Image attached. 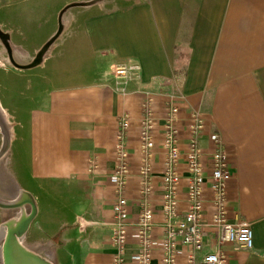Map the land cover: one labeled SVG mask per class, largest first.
Here are the masks:
<instances>
[{"label": "crops", "instance_id": "obj_1", "mask_svg": "<svg viewBox=\"0 0 264 264\" xmlns=\"http://www.w3.org/2000/svg\"><path fill=\"white\" fill-rule=\"evenodd\" d=\"M0 35V106L8 113L1 99L14 105L11 99L21 95L20 104L28 106L13 121L5 162L9 185L34 211L23 230L25 249L48 264H113L118 120H129L125 197L131 220L140 209L139 133L149 101L153 237L159 242L166 224L163 125L177 107L178 145L185 152L197 111L204 122L202 162L208 165L218 133L232 174L228 219L247 221L253 235L249 250L224 243L219 251L226 264H264V0H0ZM46 44L39 65L12 64H31ZM120 63L141 68L140 79L120 86L124 91L111 73ZM176 169L182 213L188 172L182 160ZM211 201L206 183L198 255L216 247ZM127 232L124 264H136L133 227ZM189 252L178 244L177 264H186ZM161 258L155 248L151 264H162Z\"/></svg>", "mask_w": 264, "mask_h": 264}, {"label": "built area", "instance_id": "obj_2", "mask_svg": "<svg viewBox=\"0 0 264 264\" xmlns=\"http://www.w3.org/2000/svg\"><path fill=\"white\" fill-rule=\"evenodd\" d=\"M141 68L135 63H120L112 67L111 73L117 87L134 79H140ZM121 91L124 88L120 87ZM140 121V140L143 153V166L139 171L142 178L140 189V209L131 220L128 218L127 199L125 197L126 181L130 174L128 152L126 150V133L129 120L123 115L118 120L115 134L116 164L111 176L115 189L116 200L113 204V228L110 237L111 244L116 249L113 264H124L126 253L125 242L128 226L133 227L137 243L136 253L131 260L136 264H151L155 248L161 252L162 264H177L176 246L182 244L190 249L186 264H226L225 256L219 251L224 243H234L242 249L249 250L253 245V235L250 224L242 219L231 222L227 214V185L232 174L229 169L227 155L220 135L213 133V149L208 154L209 163L202 162L203 152L200 147V135L204 122L197 111L192 113L193 123L188 127L187 150L182 152L178 141L180 132L176 127L178 108H170L162 130L161 145L165 149L167 159L162 172L164 193L161 210L166 224L164 236L158 242L152 235L154 212L149 204L150 164L154 147V117L150 102L143 103ZM183 161L188 172L186 182V198L188 208L185 212L179 210L176 189L180 182L177 164ZM209 183L213 212L209 218V226L216 230V247L213 252L198 255L204 247V227L202 220L205 184Z\"/></svg>", "mask_w": 264, "mask_h": 264}, {"label": "water", "instance_id": "obj_3", "mask_svg": "<svg viewBox=\"0 0 264 264\" xmlns=\"http://www.w3.org/2000/svg\"><path fill=\"white\" fill-rule=\"evenodd\" d=\"M0 38L3 39L4 36L0 35ZM48 45L43 46L36 54L35 58L29 65H18L14 62L12 64L17 68H31L39 65L42 62L43 56L48 49ZM8 149V140H4L3 145L0 149V158L6 153ZM23 205L21 202L15 203H3L0 201V208L13 209L19 208ZM34 211L31 210L28 217L25 218L21 223H19L16 228H14L9 234H7L6 239L4 240V255L6 259V264H48L45 260L40 259L38 256H35L34 253L24 251V247L19 244L17 236L23 234L24 227L29 223ZM5 223L1 224L0 227H3Z\"/></svg>", "mask_w": 264, "mask_h": 264}, {"label": "rangeland", "instance_id": "obj_4", "mask_svg": "<svg viewBox=\"0 0 264 264\" xmlns=\"http://www.w3.org/2000/svg\"><path fill=\"white\" fill-rule=\"evenodd\" d=\"M21 96H19V98H17V99H14V98L11 99L12 101L16 102V104H14V105H8L6 102V99L5 100L1 99L2 104L5 107H8V109H9V112H8L9 118L8 119L12 123H13L14 119H17V120L20 119L28 107V106H25L23 104H20L21 101H24ZM1 123L2 122H0V149H1L5 139L8 140V144H9V140H10L9 132H7L5 130L6 127L4 125H2ZM6 153H7V151H6ZM6 153L0 158V198L5 200V201H8L10 199L8 194L10 193V190L12 189V187H11V185H9V178L7 175V171L5 169ZM24 206H25L27 213L29 214L31 211V206L29 204H26ZM17 209L18 208H13V209L0 208V226H1V224L5 223L8 219H10L16 213ZM3 247H4V241L0 240V249L4 250ZM0 264H6V259L4 258V261H2V259H0Z\"/></svg>", "mask_w": 264, "mask_h": 264}, {"label": "bare ground", "instance_id": "obj_5", "mask_svg": "<svg viewBox=\"0 0 264 264\" xmlns=\"http://www.w3.org/2000/svg\"><path fill=\"white\" fill-rule=\"evenodd\" d=\"M8 113L0 106V122H2L1 124L4 125L6 127V131L9 132V135L11 136L12 134V128H13V123L8 119ZM4 131V130H3ZM13 189L10 190L9 195V200L5 201L3 199L0 198V201L3 203H15V202H21L22 199V193L19 190H16L14 187H12ZM28 213L25 209V206L21 205L16 213L10 218L8 219L5 224L3 225V227H0V240L4 241L6 239L7 234H9L14 228H16V226L21 223L25 218L28 217ZM18 240H19V244H21L23 247V239L24 236L23 234H21L20 236H17ZM24 251L30 253V251H28L27 249L24 248ZM36 256V255H35ZM4 251L0 249V259H2V261H4Z\"/></svg>", "mask_w": 264, "mask_h": 264}]
</instances>
